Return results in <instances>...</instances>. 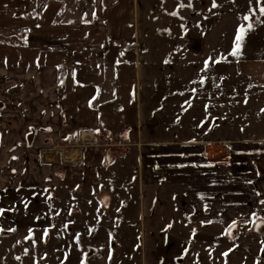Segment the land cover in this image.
<instances>
[{
	"label": "crops",
	"instance_id": "0c3cea01",
	"mask_svg": "<svg viewBox=\"0 0 264 264\" xmlns=\"http://www.w3.org/2000/svg\"><path fill=\"white\" fill-rule=\"evenodd\" d=\"M137 18V0H0V191L14 184L7 172L19 160L15 180L35 182L29 187L49 191L63 183L93 194L103 188L113 198L111 184L119 190L128 181L118 171L121 161L133 160L140 188L180 186L187 205L178 224L195 227L198 244L205 231L261 228L264 142L215 150L173 141L171 132L185 131L178 126L155 137L131 32ZM193 183L194 194L187 189ZM116 202L109 204L120 216L114 228L137 231L139 206ZM127 210L136 217L128 219ZM125 236L115 235L116 244Z\"/></svg>",
	"mask_w": 264,
	"mask_h": 264
},
{
	"label": "rangeland",
	"instance_id": "374dc122",
	"mask_svg": "<svg viewBox=\"0 0 264 264\" xmlns=\"http://www.w3.org/2000/svg\"><path fill=\"white\" fill-rule=\"evenodd\" d=\"M260 7L264 0H137L138 18L131 32L155 137L178 126L187 133L174 130L173 141L203 143L215 150L264 142ZM241 26L246 29L241 51L233 56ZM18 162L12 161L16 168ZM15 169L7 172V183L14 184L0 191V264H264V226L205 231L197 237L203 244H198L196 228L178 224L187 205L180 186L140 188L133 160L121 161L118 171L128 181L121 191L119 183L111 184L113 198L103 188L95 194L84 188L73 192L62 188L63 183L57 190L32 188L35 182L15 180ZM187 186L194 194L195 184ZM110 201L129 209L139 206L137 231L114 228L113 220L120 216L109 213ZM149 210L154 215L146 214ZM126 214L136 217L128 210ZM170 218L175 221L169 225ZM123 233L129 236L117 245L115 235Z\"/></svg>",
	"mask_w": 264,
	"mask_h": 264
},
{
	"label": "snow or ice",
	"instance_id": "6c2138e0",
	"mask_svg": "<svg viewBox=\"0 0 264 264\" xmlns=\"http://www.w3.org/2000/svg\"><path fill=\"white\" fill-rule=\"evenodd\" d=\"M217 5L215 3H213V7H216ZM260 13L262 15H264V7H260L259 9ZM173 15H175V13H173ZM245 20H248L249 17L245 16L244 17ZM253 26L252 24L248 25V29H251ZM246 32V29L241 26V28L238 30L236 38H235V47L233 48L231 55L233 56H238L240 54L241 51V42L244 38V34ZM201 83H203V80L201 81ZM262 204H264V201H261ZM4 210L0 209V213H2ZM65 227H67V225H65ZM14 230V229H13ZM45 235H47V230H45ZM223 255H227V253H224Z\"/></svg>",
	"mask_w": 264,
	"mask_h": 264
},
{
	"label": "water",
	"instance_id": "95a60500",
	"mask_svg": "<svg viewBox=\"0 0 264 264\" xmlns=\"http://www.w3.org/2000/svg\"><path fill=\"white\" fill-rule=\"evenodd\" d=\"M33 138H34V130H30L27 138H26V144L27 146H31L32 142H33Z\"/></svg>",
	"mask_w": 264,
	"mask_h": 264
}]
</instances>
